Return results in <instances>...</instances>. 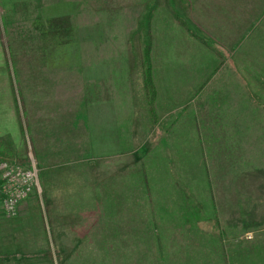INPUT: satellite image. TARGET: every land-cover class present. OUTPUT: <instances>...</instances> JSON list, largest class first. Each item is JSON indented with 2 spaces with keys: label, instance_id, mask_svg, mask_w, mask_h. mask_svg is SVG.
Masks as SVG:
<instances>
[{
  "label": "rangeland",
  "instance_id": "1",
  "mask_svg": "<svg viewBox=\"0 0 264 264\" xmlns=\"http://www.w3.org/2000/svg\"><path fill=\"white\" fill-rule=\"evenodd\" d=\"M165 1L86 0L85 15L64 6L60 39L37 11L27 36L0 44V131L24 142L15 150L0 134L17 157L5 161L39 170L14 216L0 177V264H264V41L250 31L235 52L214 23L182 19L209 49L177 21H153L156 127L142 51ZM38 80L47 97L31 131L20 95L43 98Z\"/></svg>",
  "mask_w": 264,
  "mask_h": 264
},
{
  "label": "crops",
  "instance_id": "2",
  "mask_svg": "<svg viewBox=\"0 0 264 264\" xmlns=\"http://www.w3.org/2000/svg\"><path fill=\"white\" fill-rule=\"evenodd\" d=\"M85 1L86 0H0V44L7 46L8 43L12 44V38L14 37L23 38V36H27L22 35V33L29 31L30 16L37 11L39 13H36V20H39L44 27L50 23L52 24V29H47V31L55 33L48 35L60 39L62 28L61 15H64L62 14V8L70 5V8L68 7L65 9L66 14L85 15L88 14L84 3ZM164 7V10L155 9L152 11L150 17L154 22L182 21V19H184L196 23H214L212 29L214 27L218 28L217 30L219 33H216L217 38H223L226 40V43L234 44L233 46L236 47L235 52H237V50L243 45L242 43L240 47L235 46L238 39L244 37L246 39L247 37H250V31L252 37H259L264 41V0H171L170 3L166 0ZM185 14L189 17L174 18L177 15ZM38 16L39 18L37 19ZM197 26L202 29L198 24ZM13 32H16L17 34L13 35ZM5 38H11V42L8 40L6 43ZM2 39H5V41L3 42ZM247 41L244 45L247 44ZM54 44V48H57L60 45V41H56ZM260 78H262L261 75ZM263 79H258L262 81L261 84H263ZM45 82L46 81L41 82L38 80L36 83L38 87L42 83L43 88L40 89V92L42 93L43 98L38 94L36 98L26 95L24 96V101H22L23 96L22 94L20 95V108L22 107V115L23 117L26 115L28 116L25 118L24 122L26 123L27 119L29 120L28 126L31 131H33L36 125L35 121L31 119V114L35 113L34 104L36 107L41 103L40 106L43 107V103L47 97V95L44 94L45 90H47ZM37 90H39V88ZM10 94L12 101L14 102V106H10V108L15 110V118L16 121L19 122L20 111L18 109L19 105L16 102V95L13 92ZM48 107L49 105H46V108ZM0 134L3 136L8 135V137H5L8 140L10 138H15L14 140H11L14 143L11 147L15 150L18 149V144L20 142H22L21 145H24L22 137H20L21 139L19 138V140L17 139L18 135L21 136V131L14 134L3 133L0 131ZM3 136L0 137L4 138ZM36 146L37 145L34 147Z\"/></svg>",
  "mask_w": 264,
  "mask_h": 264
},
{
  "label": "trees",
  "instance_id": "3",
  "mask_svg": "<svg viewBox=\"0 0 264 264\" xmlns=\"http://www.w3.org/2000/svg\"><path fill=\"white\" fill-rule=\"evenodd\" d=\"M177 24L185 29V31L189 34L190 37L195 39L201 45L212 49V45L205 39L198 37L193 31H191L182 21H177ZM198 30V29H197ZM156 45V37L154 34V25L153 20L149 17L147 22V29L145 32V41L144 48L142 51V69H143V91L145 93V98L147 100V108L150 113V116L153 120V124L156 127L160 126L161 119L158 114L157 109V101L159 97V90L157 87V83L155 81V62H154V50ZM7 159L17 160L15 151L7 144V142L0 137V162L5 161ZM207 179V188L208 192L211 196V204L212 209L214 211L213 222L216 225L218 231L220 232L219 237L223 238L222 227H221V219L217 209V203L214 197V189L213 184L209 176H206ZM148 196L152 195L151 189L146 187ZM151 211H153L152 206H150ZM195 220V219H194ZM198 224L200 220H195Z\"/></svg>",
  "mask_w": 264,
  "mask_h": 264
},
{
  "label": "built area",
  "instance_id": "4",
  "mask_svg": "<svg viewBox=\"0 0 264 264\" xmlns=\"http://www.w3.org/2000/svg\"><path fill=\"white\" fill-rule=\"evenodd\" d=\"M19 168L15 170L14 164L0 162V177L5 183L3 186L5 209L11 216L16 215L20 203L27 198L33 187L39 188V170L36 165L33 163L28 169Z\"/></svg>",
  "mask_w": 264,
  "mask_h": 264
}]
</instances>
